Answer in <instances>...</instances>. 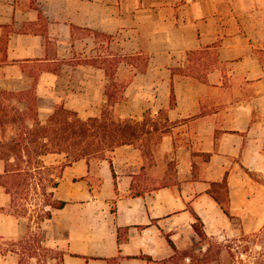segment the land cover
I'll use <instances>...</instances> for the list:
<instances>
[{
    "label": "crops",
    "instance_id": "crops-1",
    "mask_svg": "<svg viewBox=\"0 0 264 264\" xmlns=\"http://www.w3.org/2000/svg\"><path fill=\"white\" fill-rule=\"evenodd\" d=\"M93 34L118 52L105 56ZM134 54L147 57L143 71L119 59ZM115 55L113 75L133 73L110 107L149 113V147L66 165L54 190L66 204L38 225L0 186V264H21L16 243L36 226L62 264H170L182 249L205 251L196 218L216 240L264 224V0H0V92L35 95L40 121L58 106L99 115L111 79L92 61ZM40 160L57 170L66 156Z\"/></svg>",
    "mask_w": 264,
    "mask_h": 264
},
{
    "label": "trees",
    "instance_id": "trees-1",
    "mask_svg": "<svg viewBox=\"0 0 264 264\" xmlns=\"http://www.w3.org/2000/svg\"><path fill=\"white\" fill-rule=\"evenodd\" d=\"M127 62L147 61L141 54L120 56ZM120 61V60H119ZM117 62V61H116ZM116 62L101 58L92 63L98 67L115 68ZM11 94V92H0ZM107 93L108 103L99 115L81 119L77 113L58 106L45 121H40L36 111L35 95L23 92L27 96L29 106L23 112H8L0 108V160L4 163V174L0 175V186L10 194L11 201L16 208L22 209L23 216L38 217L39 222L51 218V209L63 208L64 201L54 199V190L58 185L62 169L79 159L90 156L104 158L116 147L131 144L140 149L149 147L150 134L158 130V125L152 118L142 121L130 118H120L113 113L111 99L113 94ZM122 95L116 97L114 103ZM175 104L173 88L170 91V106ZM163 112V110H161ZM18 126H17V125ZM12 126L17 132L10 137L4 133L6 126ZM48 153L65 154L66 161L54 171L53 166L42 165L40 157ZM32 163L38 164L37 175L30 169ZM25 164V167L23 165ZM43 167V168H42ZM35 181V182H33ZM34 193L35 197L32 194ZM35 200V208H30ZM24 202V203H23ZM220 203L221 209L227 213L226 206ZM199 218L192 224L194 231L203 240H209L201 228ZM214 240V239H210ZM205 243V242H204ZM206 249L198 264H264V225L251 233H241L225 241L215 240L213 244L207 242ZM174 251L176 248L171 244ZM215 253H211V248ZM215 255V257H214ZM189 257V256H186ZM63 254L59 252L62 264Z\"/></svg>",
    "mask_w": 264,
    "mask_h": 264
},
{
    "label": "rangeland",
    "instance_id": "rangeland-1",
    "mask_svg": "<svg viewBox=\"0 0 264 264\" xmlns=\"http://www.w3.org/2000/svg\"><path fill=\"white\" fill-rule=\"evenodd\" d=\"M93 35L96 38V40L99 39L100 41H104V43H102L100 46L98 45V48L101 49L102 52H104L105 56L111 55V53L116 54L118 52L117 42L115 41V39H112L111 36H98L97 34H93ZM117 59H118V56L115 55L113 57H108L107 60H112V61L116 62ZM144 67H145L144 61L140 62L139 66H138L139 71H143ZM106 71H107V73L111 79V82L108 85L107 92L113 94L110 103L112 105H114V101H115L116 97L120 96L121 91L123 90L124 86L132 77L133 69L125 66L123 69L120 70L117 78H116L115 74L113 75V73H116L115 68L114 69L113 68H107ZM16 99L18 101H16ZM24 99L27 100V96L24 94H22V95L21 94H12V95L11 94H0V108H5L6 110H8V112H10L12 114L18 108L17 106L19 105V101L24 100ZM111 108L113 110V113L117 116V113L114 111V107H111ZM145 114H147L145 121H148V119L151 117H150L149 113H145ZM163 115H164V113L162 112V113H160L159 117L161 118V117H163ZM15 128H16V126H15ZM15 128H13L12 126H9V125L6 126L4 129L5 135L7 137L13 136L17 132V130H15ZM90 157H96V156H90ZM54 171H55V169H54ZM258 179L261 180L262 182H264V177H261ZM33 182H35V181H33ZM32 196L33 197H31V198L35 197L34 193L32 194ZM32 202H33L32 205L31 206L28 205V206L33 209V208H35V202L36 201L33 200ZM16 206H14L13 203H11L10 209L13 210L15 213H23L24 212L22 209L18 208L21 205L18 206L17 208H16ZM31 220L34 221L32 223L33 225L35 223L37 225L40 223L38 217H31ZM263 225L260 226L259 228L263 227ZM252 232H254V231H252ZM230 239H232V238H230ZM215 240L216 239H214V240H210V239L208 240L207 239L203 242H205V243L209 242V243L213 244ZM227 240H229V239H227ZM218 241H225V240H218ZM41 242H42V235L36 226V229L34 228L27 238L16 243L17 249L21 254V264H61L60 260H59V252L56 249L51 248V247H43V245H41ZM211 249H212L211 253L214 254L215 248L212 247ZM203 252L204 251H202V250L194 251L193 248L182 249L176 254V256L174 257V259L171 261L170 264H198L197 261H199V259H201ZM186 256H189V257H187V259H186ZM30 257H35V259L30 261V259H29ZM214 257H215V255H214ZM209 264H215V261H211Z\"/></svg>",
    "mask_w": 264,
    "mask_h": 264
}]
</instances>
